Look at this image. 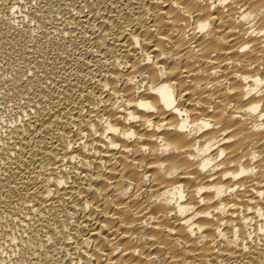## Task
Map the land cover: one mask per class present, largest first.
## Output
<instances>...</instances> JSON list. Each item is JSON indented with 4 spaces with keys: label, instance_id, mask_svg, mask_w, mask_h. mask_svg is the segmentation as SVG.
<instances>
[{
    "label": "bare ground",
    "instance_id": "bare-ground-1",
    "mask_svg": "<svg viewBox=\"0 0 264 264\" xmlns=\"http://www.w3.org/2000/svg\"><path fill=\"white\" fill-rule=\"evenodd\" d=\"M0 264H264V0H0Z\"/></svg>",
    "mask_w": 264,
    "mask_h": 264
}]
</instances>
